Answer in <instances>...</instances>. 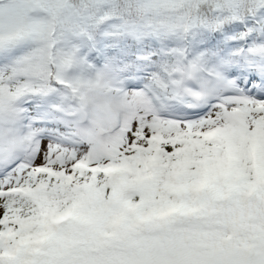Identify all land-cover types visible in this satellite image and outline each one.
I'll use <instances>...</instances> for the list:
<instances>
[{
	"label": "snow or ice",
	"instance_id": "obj_1",
	"mask_svg": "<svg viewBox=\"0 0 264 264\" xmlns=\"http://www.w3.org/2000/svg\"><path fill=\"white\" fill-rule=\"evenodd\" d=\"M0 264H264V0H0Z\"/></svg>",
	"mask_w": 264,
	"mask_h": 264
}]
</instances>
